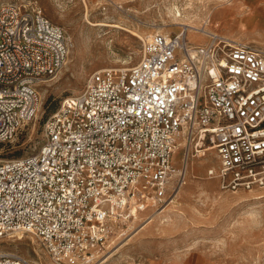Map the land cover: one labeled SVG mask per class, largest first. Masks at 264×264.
<instances>
[{"label":"built area","instance_id":"obj_1","mask_svg":"<svg viewBox=\"0 0 264 264\" xmlns=\"http://www.w3.org/2000/svg\"><path fill=\"white\" fill-rule=\"evenodd\" d=\"M208 37L155 32L132 66L95 70L64 98L37 150L0 160V236L32 234L56 264H94L122 224L181 189L200 138L223 189L264 188V48ZM71 46L40 6L0 4V142L35 118ZM0 264L25 258L2 252Z\"/></svg>","mask_w":264,"mask_h":264},{"label":"rangeland","instance_id":"obj_2","mask_svg":"<svg viewBox=\"0 0 264 264\" xmlns=\"http://www.w3.org/2000/svg\"><path fill=\"white\" fill-rule=\"evenodd\" d=\"M8 1L17 0H0V4ZM18 1L40 6L48 18L72 37L74 47H70L62 70L41 89L44 104L37 113L39 117L36 115L22 125L11 141L0 142V160L37 150L44 140V124L49 115L64 98L80 92L92 72L102 68H128L136 63L142 38L134 33L146 36L154 27L170 23L164 30L174 34L183 29L177 21L199 25L208 20L214 31L230 40L264 48V0ZM173 5L181 9L183 20L174 19L169 10ZM217 10L223 14L215 19ZM87 13L93 21L119 23L124 28H89L85 25ZM207 40L208 37L200 42ZM211 144L206 141L198 147L201 151L189 162L188 177L181 192L160 208L166 211L154 216V209L147 208L139 213L136 222L122 224L126 234H117L109 248L95 253L94 264L111 254L105 264H264V188L237 192L223 189L221 180L208 174L210 168H217L219 164L214 148L206 154L202 150ZM180 146L174 155L177 164L183 151ZM191 172L196 181L190 179ZM207 179L215 182L212 192L205 185ZM202 183L206 188H202ZM150 214L154 220L143 227ZM168 215H172L169 221L160 219ZM2 252L18 253L42 264H56L32 234L0 236Z\"/></svg>","mask_w":264,"mask_h":264},{"label":"bare ground","instance_id":"obj_3","mask_svg":"<svg viewBox=\"0 0 264 264\" xmlns=\"http://www.w3.org/2000/svg\"><path fill=\"white\" fill-rule=\"evenodd\" d=\"M198 1H204V0H198ZM84 2H86L87 3V0H84ZM190 3H194V0H190ZM87 5V4H86ZM169 10H170V12L171 13H173V15H174V19H176V20H183V18H182V12H181V9L178 7V6H170L169 7ZM89 13V12H88ZM87 13V15H86V19H85V21H86V26H88L89 28H92V29H97V28H101V27H104V26H110V27H117V28H121V29H123L124 27L122 26V25H120L119 23H109V22H106V21H100V20H98V21H93L92 19H90V17H89V14ZM192 14V13H191ZM222 14H223V12L221 11V10H217V11H215V16H213V17H215V19H218V18H221L222 17ZM186 15V14H185ZM212 17V16H211ZM261 17V16H260ZM263 20V19H262ZM191 22V21H190ZM199 22V21H198ZM260 22H261V20H260ZM209 22H208V20H205L204 22H202V24H197V23H186V22H181V21H177V24H180V25H182L183 26V28H185V29H187L188 30V34H189V37L193 40V41H202V40H204L205 41V38H207L209 35H211V34H219V33H217L216 31H214L213 30V28H212V26L211 25H209L208 24ZM170 24V23H169ZM169 24H166L165 23V25L164 26H158V27H154V30L152 31V32H150L149 33V35L147 34L146 36H144V35H141V34H138V33H134L135 35H137V36H139L140 38H142V39H146L147 37H149V36H151L152 34H154L155 32H161V33H164V34H168L169 33V31H167V30H164V29H166V25H169ZM94 31V30H93ZM193 33L194 34H196V35H194L193 36ZM101 34V33H100ZM72 38V37H71ZM208 39H209V37H208ZM233 42H239V41H237V40H235V39H231ZM208 41V40H207ZM72 47H74V42H73V39H72ZM71 50V49H70ZM69 53H70V51H69ZM68 60V59H67ZM67 60H66V63H67ZM65 63V64H66ZM42 94V100L40 101V104H39V111H41V108H42V105L44 104V95H43V92L41 93ZM41 107V108H40ZM38 111V112H39ZM37 112V113H38ZM37 115V117H39L38 116V114H36ZM36 117V116H35ZM29 122H27V123H25L24 125H26V124H28ZM186 144V140L184 139V138H181L180 140H179V145H181L180 147H181V149L183 150V146ZM178 145V146H179ZM177 146V147H178ZM197 146V150L195 149V147ZM202 147V146H204V142L202 141V139L200 138V139H198V141H197V143H195V142H192V144L190 145V147L192 148H194V150H193V154H192V157L191 158H193V157H195L196 155H197V153L199 152V151H201L198 147ZM210 148H214L213 146H208L206 149H205V151H204V149H202L203 151H204V154H206V151L207 150H209ZM176 150H177V148H176ZM175 150V151H176ZM196 151H197V153H196ZM193 174H192V172H191V180L193 181L194 179V177L192 176ZM187 177H188V169H187ZM194 181H196V180H194ZM186 183V182H185ZM189 183H191V182H189ZM204 183H202V188H206V187H204V185H203ZM215 184V182L213 181V180H208L207 179V182H205V185L207 186L208 185V187L210 186V189L209 190H211V192L214 190L213 189V185ZM197 185V184H196ZM193 186V185H192ZM199 187V186H198ZM182 188L183 187H181V189L174 195V196H176L179 192H181V190H182ZM189 188H191V186L189 187ZM192 189V188H191ZM207 189V190H208ZM188 190H190V189H188ZM187 190V191H188ZM179 195V194H178ZM173 196V197H174ZM172 198V197H171ZM174 201L175 200H173L172 201V204L174 203ZM145 211V210H144ZM166 211V209H157V210H155V212H154V216H157V215H160V214H162L163 212H165ZM152 218V219H151ZM172 218V215H168L166 218H163V217H160V219L161 220H166V221H169V219H171ZM131 220H134V222H136V220H138V218H136V219H131ZM131 220H129V221H127L126 223H128V222H130ZM154 220V217H153V214H150L147 218H145V220L144 221H146V223L144 224V226L143 227H145V225L146 224H149L150 222H152ZM18 234V233H17ZM23 234V233H22ZM25 235V234H24ZM36 238V237H35ZM37 239V238H36ZM38 240V239H37ZM112 256V254L110 255V256H108V257H106L103 261H100V263L99 264H105L106 262H108V260H109V258ZM132 262H128L127 264H131ZM25 264H42V262H40V261H38V260H35V261H31V260H28L27 258H25Z\"/></svg>","mask_w":264,"mask_h":264}]
</instances>
